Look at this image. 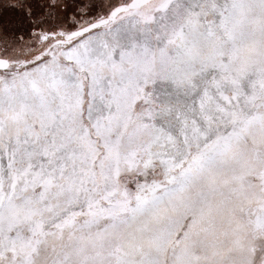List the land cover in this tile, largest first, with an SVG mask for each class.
<instances>
[{
    "label": "snow or ice",
    "instance_id": "snow-or-ice-1",
    "mask_svg": "<svg viewBox=\"0 0 264 264\" xmlns=\"http://www.w3.org/2000/svg\"><path fill=\"white\" fill-rule=\"evenodd\" d=\"M0 264H264V0H0Z\"/></svg>",
    "mask_w": 264,
    "mask_h": 264
}]
</instances>
